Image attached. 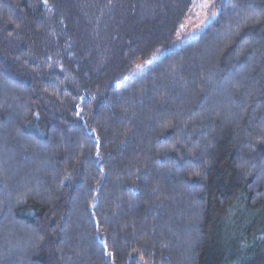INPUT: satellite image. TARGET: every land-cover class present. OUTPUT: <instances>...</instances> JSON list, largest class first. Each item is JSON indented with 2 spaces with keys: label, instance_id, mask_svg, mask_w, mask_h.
<instances>
[{
  "label": "trees",
  "instance_id": "1",
  "mask_svg": "<svg viewBox=\"0 0 264 264\" xmlns=\"http://www.w3.org/2000/svg\"><path fill=\"white\" fill-rule=\"evenodd\" d=\"M201 1L0 0V264H264V0Z\"/></svg>",
  "mask_w": 264,
  "mask_h": 264
},
{
  "label": "rangeland",
  "instance_id": "2",
  "mask_svg": "<svg viewBox=\"0 0 264 264\" xmlns=\"http://www.w3.org/2000/svg\"><path fill=\"white\" fill-rule=\"evenodd\" d=\"M224 1L225 0H202L198 2L185 16V19L179 27L175 35L176 44L181 45L185 41L198 36L206 25L216 17ZM161 56L162 54L160 53L151 56L147 60L136 61L127 77L117 87H123L127 81L147 71V69L158 61Z\"/></svg>",
  "mask_w": 264,
  "mask_h": 264
}]
</instances>
